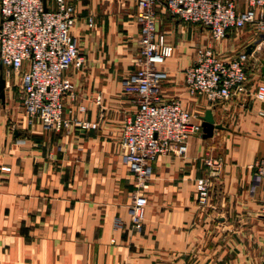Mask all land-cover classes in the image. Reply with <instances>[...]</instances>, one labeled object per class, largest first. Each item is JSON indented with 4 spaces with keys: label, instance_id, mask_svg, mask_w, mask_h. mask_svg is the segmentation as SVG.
Listing matches in <instances>:
<instances>
[{
    "label": "crops",
    "instance_id": "1",
    "mask_svg": "<svg viewBox=\"0 0 264 264\" xmlns=\"http://www.w3.org/2000/svg\"><path fill=\"white\" fill-rule=\"evenodd\" d=\"M70 2L69 33L81 60L66 71L74 98L63 100L65 127L27 122L18 77L0 67V264H260L264 178L251 164L264 157V95L252 92L264 83L263 56H248L243 94L215 102L189 96L182 71L206 29L155 5L156 29L172 47L160 64L166 72L161 97L179 99L193 122L208 108L224 127L208 137L200 128L188 134L183 154L157 155L147 180L136 186L118 154L122 125L136 109L121 91L137 52L135 3L122 15H106L94 0ZM200 176L210 180L202 206L194 191ZM138 191L146 204L135 230L128 204Z\"/></svg>",
    "mask_w": 264,
    "mask_h": 264
},
{
    "label": "built area",
    "instance_id": "2",
    "mask_svg": "<svg viewBox=\"0 0 264 264\" xmlns=\"http://www.w3.org/2000/svg\"><path fill=\"white\" fill-rule=\"evenodd\" d=\"M134 3L137 52L133 70L121 80V91L134 101L136 109L122 125L118 154L133 175L135 185L141 186L148 178L150 162L157 155L183 154L186 137L200 128L199 122L192 121L194 114L179 99L161 97L166 72L160 64L170 55L172 47L156 29L155 5H162L182 21L200 24L220 38L246 25L256 35L264 32V0H134ZM74 13L70 0H0V67L18 77L19 100L27 122L36 120L47 129L59 130L67 125L61 116L63 100L74 98L73 82L66 72L73 62L81 60L76 39L69 33ZM258 42H264V38ZM257 45L250 52L243 49L225 58L214 53L209 45L196 47L192 62L182 71L185 92L208 102L243 94L247 59ZM252 93L262 98L264 83H257ZM75 121L81 127L88 125L86 121ZM251 166L257 177L264 178V157L254 160ZM209 182L206 176L194 179L197 205L207 204ZM145 204L142 192L132 194L128 212L135 230L141 227ZM260 264H264V244Z\"/></svg>",
    "mask_w": 264,
    "mask_h": 264
},
{
    "label": "rangeland",
    "instance_id": "3",
    "mask_svg": "<svg viewBox=\"0 0 264 264\" xmlns=\"http://www.w3.org/2000/svg\"><path fill=\"white\" fill-rule=\"evenodd\" d=\"M92 2V0H87ZM96 5L106 7L104 14L108 15L109 12L115 15L125 13L132 8L134 0H94ZM75 14V13H74ZM177 18V17H176ZM180 20V19H179ZM202 29V28H201ZM204 34L202 42L197 45H209L211 48L217 50L219 56H234L238 51L243 50L245 44L252 43L257 35L254 33L250 26H243L235 30H231L225 36L216 38L210 34L209 31L200 30ZM257 47L250 53L249 56H264V42H257ZM21 106V105H18ZM21 109L17 108V117H20Z\"/></svg>",
    "mask_w": 264,
    "mask_h": 264
},
{
    "label": "water",
    "instance_id": "4",
    "mask_svg": "<svg viewBox=\"0 0 264 264\" xmlns=\"http://www.w3.org/2000/svg\"><path fill=\"white\" fill-rule=\"evenodd\" d=\"M264 38V32L259 33L258 36L254 39L252 43H249L245 46V52H250L251 48L261 39ZM259 71L260 74L264 76V56L259 58ZM3 78L0 75V97H2L3 92ZM200 118V130L202 137H208L211 135V132L214 128H223L224 126L221 123L214 122V118L210 109L206 108L203 110V113L199 116Z\"/></svg>",
    "mask_w": 264,
    "mask_h": 264
}]
</instances>
